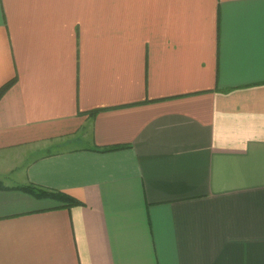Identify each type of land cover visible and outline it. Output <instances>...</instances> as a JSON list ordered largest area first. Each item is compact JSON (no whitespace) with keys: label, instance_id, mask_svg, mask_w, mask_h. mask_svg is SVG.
<instances>
[{"label":"crops","instance_id":"0c3cea01","mask_svg":"<svg viewBox=\"0 0 264 264\" xmlns=\"http://www.w3.org/2000/svg\"><path fill=\"white\" fill-rule=\"evenodd\" d=\"M14 77L0 264H264V0H0Z\"/></svg>","mask_w":264,"mask_h":264},{"label":"trees","instance_id":"16d2710c","mask_svg":"<svg viewBox=\"0 0 264 264\" xmlns=\"http://www.w3.org/2000/svg\"><path fill=\"white\" fill-rule=\"evenodd\" d=\"M15 82H16V77L12 78L11 80L7 81L6 83L0 86V98L6 92V90L9 87H11ZM97 112L98 110L95 109V110H92L90 113L92 115H95ZM128 146L129 145H124V144H113V145L104 146V147L95 146L92 149L98 150V151H114V150L122 149ZM16 187L18 189L31 193L36 197H40V198L41 197H52V198L61 200L65 203L66 206H74V205L82 204V202L79 199L71 195H68L62 191H59V190H46L34 184H24V185L22 184V185H17Z\"/></svg>","mask_w":264,"mask_h":264}]
</instances>
